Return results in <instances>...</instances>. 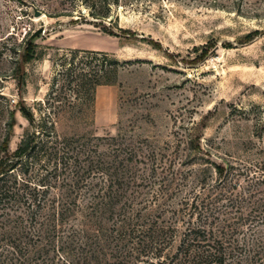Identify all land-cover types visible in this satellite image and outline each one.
Masks as SVG:
<instances>
[{"label":"rangeland","instance_id":"obj_1","mask_svg":"<svg viewBox=\"0 0 264 264\" xmlns=\"http://www.w3.org/2000/svg\"><path fill=\"white\" fill-rule=\"evenodd\" d=\"M121 4L106 20H95L82 5L0 0V159L33 130L27 110L38 118L60 56L82 49L116 58L113 81L97 86L91 102L63 104L56 131L94 138L100 151L118 142L136 151V200L147 206L145 217L176 226L172 253L184 226L178 208L199 203L197 194L210 201L220 190L237 192L248 180L247 167L250 176L264 172V0ZM39 28L31 58L20 62L24 42ZM26 168L11 173L17 184L5 177L20 194L27 190ZM256 184L254 196L261 197L264 180ZM155 190L163 194L159 203L150 199ZM26 213L24 201L0 200L1 253L8 254L15 238L24 241L27 224L15 220ZM255 228V239H263L264 224ZM52 255L50 264H63L59 252ZM262 258L255 255L252 264Z\"/></svg>","mask_w":264,"mask_h":264},{"label":"trees","instance_id":"obj_2","mask_svg":"<svg viewBox=\"0 0 264 264\" xmlns=\"http://www.w3.org/2000/svg\"><path fill=\"white\" fill-rule=\"evenodd\" d=\"M52 1L82 5L91 18L106 20L112 7L134 0ZM108 33L117 35L111 28ZM32 40L24 42L20 62L31 58ZM55 65L53 86L38 103V118L27 110L33 130L10 156L0 159V200L27 203L26 218L17 215L15 220L27 224L24 241L15 238L7 243L10 250L0 252V264H50L58 252L63 264H252L255 255L264 256V238L254 237L256 225L264 224V194L254 196L264 172L250 176L247 167L248 180L237 184V192L220 190L210 201L197 194L199 203L178 208L184 226L175 251L168 252L177 228L142 213L147 206L140 207L133 188L140 177L135 174L136 151L119 142L100 151L94 138L61 136L56 131L55 119L63 104L93 101L96 87L113 81L120 62L104 52L71 49ZM116 140L110 138V144L116 145ZM17 165L27 167L23 194L6 184V176L17 184V176L11 174ZM160 193L152 191L150 199L159 203ZM259 262L255 260L264 264L263 258Z\"/></svg>","mask_w":264,"mask_h":264},{"label":"water","instance_id":"obj_3","mask_svg":"<svg viewBox=\"0 0 264 264\" xmlns=\"http://www.w3.org/2000/svg\"><path fill=\"white\" fill-rule=\"evenodd\" d=\"M42 13L39 10H34V16L38 17L41 16ZM42 31V28H39L38 30L34 31L30 36L29 39H33L34 37H36L40 32Z\"/></svg>","mask_w":264,"mask_h":264}]
</instances>
